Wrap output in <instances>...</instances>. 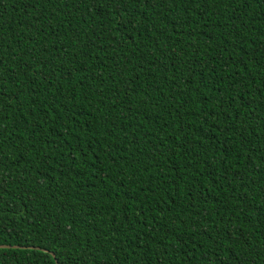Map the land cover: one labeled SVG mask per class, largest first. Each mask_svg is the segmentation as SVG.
I'll list each match as a JSON object with an SVG mask.
<instances>
[{
	"label": "trees",
	"instance_id": "1",
	"mask_svg": "<svg viewBox=\"0 0 264 264\" xmlns=\"http://www.w3.org/2000/svg\"><path fill=\"white\" fill-rule=\"evenodd\" d=\"M1 244L264 264V0H0Z\"/></svg>",
	"mask_w": 264,
	"mask_h": 264
},
{
	"label": "water",
	"instance_id": "2",
	"mask_svg": "<svg viewBox=\"0 0 264 264\" xmlns=\"http://www.w3.org/2000/svg\"><path fill=\"white\" fill-rule=\"evenodd\" d=\"M0 247H19V246H17V245H9V244H1ZM30 247H33V246H30ZM37 248L46 251V249H44V248H41V247H37ZM53 255L55 256L54 253H53Z\"/></svg>",
	"mask_w": 264,
	"mask_h": 264
}]
</instances>
